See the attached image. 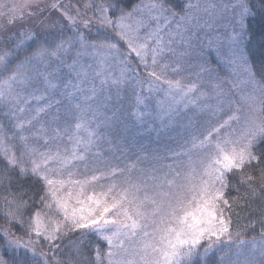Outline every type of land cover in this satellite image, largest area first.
<instances>
[{"label": "snow or ice", "instance_id": "obj_1", "mask_svg": "<svg viewBox=\"0 0 264 264\" xmlns=\"http://www.w3.org/2000/svg\"><path fill=\"white\" fill-rule=\"evenodd\" d=\"M123 3L124 0H109L107 4H98L96 20L102 26L117 30V36L127 44V54L121 53L118 44L108 37L93 39L76 30L72 35L61 32L58 37L50 39L54 34L41 36L33 29H25V15L33 17L42 12V0H24L23 5L13 6L7 25L0 24V39L3 41L0 43V109H4L2 115L12 126L9 131L0 123V189L5 193L6 215L18 222L29 237L27 242H23L14 233L0 232V240L7 246L23 249V254L13 259L11 264H200L214 245L222 243L224 238L229 242L233 240L231 217L227 215L232 209L228 198L232 187L237 193L244 189L245 195L239 199L245 203L248 196L260 201L259 215L248 225L253 230L259 228L260 238L235 241L238 248L245 243L252 245L248 256L236 264H257V252L264 258V147L261 146L264 145V117L254 114L256 108L251 101L255 97L244 100L248 105L247 113H243L240 107L230 109L226 120L217 121L199 135L192 134L186 141L190 147L182 145L181 151H172L177 167L168 166L171 178L166 173L133 180L126 173L134 169L135 164L128 165L126 169L103 160L101 145L104 141L109 144L112 141L97 130L99 125L92 128L86 123L85 113L91 111L90 105L86 108L77 105L81 114L74 118L72 125L62 126L60 109L56 107L60 102L47 100L40 92L38 81L44 85L45 92L56 87L50 78L53 73L48 71L53 64L57 67L66 65L69 75L75 73L79 81L88 75L83 71L80 60L84 56H93L100 58L101 67L109 60L125 66L119 79L113 83L134 80L136 87L142 88L146 82L149 92L159 91L167 85L164 91L173 102L166 109L161 102L159 118L162 122L168 117L171 123L180 104L184 108L196 105L199 97L192 96L196 84L185 85L180 80L167 79L164 76L167 65L162 66L160 74L155 70L149 71L146 81L140 79L136 69L128 66V58L134 53L140 65L147 70L148 41L153 38L156 47L151 49V62L155 66L164 46L162 37L158 35L159 27L149 33L143 43L137 42L139 37L130 34L125 21L139 6L126 11ZM5 6L0 5V8ZM51 7L64 8V5L53 3ZM145 7L150 13H157L151 17L155 20L162 17L167 21L166 13L171 11L175 14L176 11L175 7L170 9L166 6L165 0H153ZM239 7L241 32L231 38L238 46L243 42L244 18L249 11L244 3ZM110 12L115 19L110 18ZM4 15L0 12V17ZM62 15L72 31L77 25L76 16L66 10ZM76 15L81 14L77 11ZM17 23L21 25L17 32L3 35L8 26ZM79 23L87 28L93 20L81 17ZM27 41L32 43L26 44ZM73 50L72 63L67 64L65 58ZM237 51L255 83L244 49L238 47ZM261 69L264 71V64H261ZM172 71L179 69L173 68ZM96 74L101 75V72ZM104 83L106 80L101 81L102 85ZM64 87L65 94L73 96L74 92L67 90L78 91L80 84L69 80ZM91 91L94 97L95 88ZM222 95L217 93L218 97ZM136 99L140 104L144 98L138 95ZM32 100L44 102L32 108ZM223 103L224 100L218 99L215 106H196L215 118ZM259 110L264 112V101ZM92 115L95 119L97 113L92 112ZM141 115L138 114L137 118ZM109 119L105 116L100 123L111 127ZM241 121L238 134L235 130L227 131L233 122ZM82 131L87 135H81ZM65 137L66 145L62 143ZM194 153L197 154L196 160L192 158ZM182 156L188 159L181 162ZM25 212L29 216L27 228H24ZM33 233L42 238L38 242L43 243L46 250L36 246L32 240ZM90 236L97 240H89ZM101 242L106 244L105 249H101ZM202 247L203 254L200 253ZM0 264L7 262L0 259ZM260 264H264V259Z\"/></svg>", "mask_w": 264, "mask_h": 264}, {"label": "rangeland", "instance_id": "obj_2", "mask_svg": "<svg viewBox=\"0 0 264 264\" xmlns=\"http://www.w3.org/2000/svg\"><path fill=\"white\" fill-rule=\"evenodd\" d=\"M179 1L181 5L192 4L196 7H184L183 9L175 7V14L171 11L166 13L168 16L167 21L162 17L158 20L151 18L157 13H150L145 6L152 3L153 0H140L134 6L139 7L132 17L125 21L127 30L130 31V34L139 37L137 42L143 43L149 33L156 31L159 27L158 35L162 37L164 52L157 56L158 62L153 66L151 49L156 47V41L154 38L150 39L148 41L149 52L146 57L147 70L143 65H140L139 59L135 57L134 53L128 58V66L136 69L140 79L146 81L149 79V71L155 70L160 74L162 66L167 65L168 67L164 71V76L167 79L180 80L185 85L189 83L196 84V90L192 94L193 98L199 97L196 105L215 106L218 99L224 100V103L220 106L222 110L216 112L215 118L207 110L201 112L196 105L190 104L188 108H184L183 104H180L172 122L169 123L168 117H165L162 122L159 118L161 102H163V108L165 109L173 102L171 97H168L164 91L167 85H164L159 91L149 92L146 82L142 88L136 87L134 80L113 83V81L119 79L121 70L125 67L114 60H109L106 65L101 67L99 57L84 56L80 60V65L88 75L85 79L79 81L75 73L69 75V69L66 65L57 67L56 64H53L48 71L53 73L50 78L56 87L49 88L45 92L42 82H36L40 92L44 94L47 100L60 102L56 107L60 109L62 126L72 125L75 122L74 118L81 114L76 108L77 105L82 108L91 106V111L85 113L86 123L90 124L92 128H97V125H99L97 130L112 141L111 144L104 141L101 145L103 160L126 169L128 165L135 164V168L126 173L133 180H143L152 175L163 176L166 173L171 178L168 166L171 165L173 169L177 167L176 161L171 155L172 151H181L182 145L190 147V144H186V141L190 139L192 134L199 135L216 124L217 121L226 120L230 114V109L235 110L240 107L243 113H247L248 105L244 100L249 97H255V100L251 101L256 108L254 114L257 117H263L259 109L261 102L264 101V82L253 70L246 50V17L251 12L246 0ZM23 3L24 0H0V5H6L0 8V12L5 13L4 16L0 17V24L7 25L8 16L12 15L13 6L23 5ZM53 3L64 5V8L54 9L51 7ZM101 3L107 4L109 0H42L43 11L33 17L25 15L23 26L25 29H33L41 36H48L49 33L54 34L50 39L58 37L61 32L64 35H72L73 31L76 30L93 39L108 37L118 44L121 53L127 54V44L117 36V30L109 26H102L97 22L96 17L99 13L96 11V6ZM240 3H244L249 11L244 18L245 35L243 42L238 46L232 42L231 38L241 32L238 23L241 12ZM85 5L90 6L85 7ZM166 6L172 8L167 3ZM65 10L70 15L76 16L77 25L72 31L69 30L71 25L68 20L62 15ZM77 11L81 14L80 16L76 15ZM19 14L18 12L17 15ZM108 15L110 18L115 19L111 12ZM116 15H119L118 11ZM81 17L91 18L93 23L85 28L83 24L79 23ZM182 17L184 18L182 19ZM41 20H44V23H41ZM20 27L19 23L15 26H8L3 35L7 36L15 33ZM2 42V39H0V43ZM31 43L32 41L26 42V44ZM6 47L10 48L11 45H6ZM238 47L243 48L245 51L248 67L254 73L255 83L253 78L249 76L244 62L239 57ZM74 55L75 50L69 57L65 58L67 64L72 63L70 57ZM134 58H136V61ZM121 59H123V56ZM173 68H178L179 71L173 72ZM97 72H101V75H97ZM69 80L80 84L78 91L71 88L67 90L74 92L73 96L65 94L64 85ZM105 80L106 83L102 85L101 81ZM93 88L96 90L94 97L91 91ZM19 90L18 88L17 91ZM201 93H204V95L201 96ZM217 93H223V95L218 97ZM37 95H40V93H37ZM138 95L144 98L140 104H137L136 98ZM228 101H231V104ZM43 102L32 100V108L38 107ZM3 111L4 109H0L2 116L0 123H3L5 128L10 131L12 126L8 119L2 115ZM92 112L97 113L95 119ZM114 114L115 119H113ZM138 114H142L139 119L137 118ZM105 116L110 118L111 127H105L104 124L100 123ZM241 127L242 121L241 123L233 122L232 127L227 131L235 130L238 134ZM81 135L86 136L87 133L82 131ZM62 143L66 145V137ZM192 158L196 160L197 154L194 153ZM187 159L186 156L180 157L181 162ZM97 166L103 167V165ZM89 168H91V165H89ZM80 169L83 173L82 165ZM181 171H184V169L181 168ZM76 178L82 177L77 176ZM1 231L2 227H0ZM5 231L13 233L8 229ZM17 237H20L23 242H27L29 239L22 236ZM11 238L9 237V239ZM0 259L6 262L1 252ZM239 259V261H243L244 257L240 256Z\"/></svg>", "mask_w": 264, "mask_h": 264}, {"label": "trees", "instance_id": "obj_3", "mask_svg": "<svg viewBox=\"0 0 264 264\" xmlns=\"http://www.w3.org/2000/svg\"><path fill=\"white\" fill-rule=\"evenodd\" d=\"M140 0H124L123 6L125 10L132 9ZM165 2L172 6L180 9L181 2L179 0H165ZM250 8V13L246 17V32L247 42L246 50L248 53L249 61L255 71L256 75L264 82V71L261 69V64H264V4L262 0H246ZM64 17V16H63ZM136 61V58H134ZM264 117V112H262ZM0 114V118H1ZM2 121V119H1ZM264 147V145H261ZM233 185H235V176H232ZM4 190L0 189V227L2 231L10 230L17 236L29 238L25 235V232L21 230V225L13 221L11 217L6 215L8 211L7 206L4 203ZM245 195V191L241 188L240 192L237 193L235 188L232 187L228 191V198L232 202V209L227 213L231 217V232L233 234L232 242H229L226 238L223 239L222 243L214 245L207 257L200 260V264H235L240 256L247 257L252 249L250 243H245L241 247H237L235 241L242 239L245 241H251L253 237L259 239V228L253 230L248 227L249 223L252 222L259 215L260 201L257 198L248 196L247 203L243 199H239ZM29 211H34L30 209ZM23 220L24 228H27V222L29 220L28 212H25ZM1 231V232H2ZM240 233L237 236V233ZM32 239L39 249L46 250L42 241V238H37L35 234H32ZM89 240L95 242L97 238L90 236ZM101 249L106 248V244L100 243ZM206 246V245H205ZM0 252L7 264H11L13 259L18 258L19 255L23 254V249H16L14 247L7 246L3 240H0ZM204 248H200V253L203 254ZM237 253H240L239 256ZM264 259L256 254L257 264H260L261 260Z\"/></svg>", "mask_w": 264, "mask_h": 264}]
</instances>
